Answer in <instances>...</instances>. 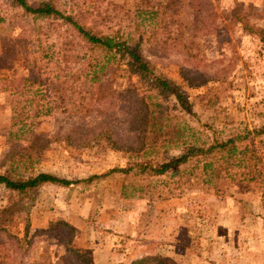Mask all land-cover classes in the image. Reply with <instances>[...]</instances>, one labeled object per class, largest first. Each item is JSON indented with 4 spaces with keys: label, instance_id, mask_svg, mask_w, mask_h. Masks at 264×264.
I'll use <instances>...</instances> for the list:
<instances>
[{
    "label": "rangeland",
    "instance_id": "374dc122",
    "mask_svg": "<svg viewBox=\"0 0 264 264\" xmlns=\"http://www.w3.org/2000/svg\"><path fill=\"white\" fill-rule=\"evenodd\" d=\"M56 1L89 22L97 20L104 30L142 37L145 54L181 85L195 113L181 111L174 97L162 92L158 97L164 107L156 113L160 122L193 127L192 140L199 143L264 125V42L256 33L264 28V0ZM15 10L0 0V16L9 18ZM65 28L37 21L24 34L19 24H0V172L18 179L39 172L84 179L129 161L127 153L106 150L100 143L72 147L60 140L33 150L32 168L5 161L12 147L30 145L32 132L76 128L80 135L107 117L119 133H127L124 98L109 114L94 99L104 87L125 92L141 86L138 77L129 74L119 56L103 70L97 68V61H104L98 49L81 48L78 61L64 57L59 33ZM95 69L100 80H93ZM184 72L211 78L190 84ZM25 73L34 84L24 94L6 89L7 77L16 80ZM66 73L69 89L63 96ZM14 105L24 117L25 111L43 107L42 120L33 129L13 125ZM19 128L22 139L11 141L10 132ZM238 145L263 158L256 180H234L221 172L210 181L207 173L198 174L203 163L194 159L160 176L134 170L129 176L116 173L67 187L45 183L33 198H21L0 184V264H77L76 255L66 250L69 238L92 264H131L148 254L174 256L178 264H264V135ZM254 163L249 161L250 169ZM59 220L74 227L72 234L56 227Z\"/></svg>",
    "mask_w": 264,
    "mask_h": 264
},
{
    "label": "trees",
    "instance_id": "16d2710c",
    "mask_svg": "<svg viewBox=\"0 0 264 264\" xmlns=\"http://www.w3.org/2000/svg\"><path fill=\"white\" fill-rule=\"evenodd\" d=\"M8 1L16 10L9 18L0 16V24L8 23L9 26L19 24L22 26L24 34H27L28 27L33 29L37 21L49 20L51 23L65 26V32L59 33L62 34L59 36L62 40L61 51L64 57H73L78 61L81 48H87L90 51L98 49L103 52L104 61H97L96 66L103 70L106 65L119 56L125 60L129 74L137 76V83L141 85H134L125 92H118L112 86L109 88L104 87L102 91L99 89L96 92L97 96L95 95V106L103 113L106 112V114H109L108 112L116 107L115 104L120 97L124 98L127 113V133H119L105 117L103 121L98 123L97 127L81 132L80 135L76 134V128L68 131L59 130L50 134L32 132L30 145L24 146L22 149L12 147L5 157V161H10L12 165L28 163V168H32L34 164L32 151L36 148H44L54 140L64 141L72 147L88 146L96 142L102 144L106 150L127 153L129 161L126 166H112L101 174L74 180L62 178L50 172L28 174L25 179L13 177L7 171L0 172V184L8 190L21 198H33L34 192L45 183L67 187L81 182L90 183L96 178L101 179L116 173L129 176L134 170V173L139 175L160 176L166 174L170 169L194 159L203 163L202 171H199L198 174L207 173L210 181H213L214 178H220L222 176L221 172H225L226 176L234 180L257 179L258 170L263 169V158L259 156V153H254L249 147L240 149L238 142L264 135V125L254 126L253 128L245 127L227 138H214L211 141L199 143L192 140V136L196 131L193 127L180 122L164 123L157 119L156 113L164 107V102L158 97L162 92L172 95L181 111L194 116L195 113L181 85L166 76L157 68L155 62L145 54L142 37L132 39L130 34L126 35L118 30H104L97 20L94 19L93 22H89V17L60 7L56 0H36L35 3L29 0ZM244 23L249 32H255L251 26H248L246 22ZM66 32H68V35H65ZM256 33L264 42V28L258 27ZM32 71H34V68ZM57 76L60 78V75ZM182 76L190 84H193L195 80L202 83L211 78H202L201 75H198L199 77L191 76L185 72ZM92 77L93 80H100L97 69L93 71ZM29 80V74L26 73L16 80L7 77L6 89L12 94L22 95L26 92L28 84H34V81ZM69 80L70 74L66 73L62 83L61 79L59 81V84L61 83L60 87L66 84L63 96L69 89ZM41 84L43 83L39 82V85ZM25 102L32 103L33 101L28 100ZM39 108L31 113L25 111L24 117L14 105L13 125L20 123L23 126L29 125L30 129H33L43 117L41 109L43 107ZM49 111L50 109L47 112ZM97 128L100 129L99 132ZM10 135L12 136L11 141L20 140L24 135V131L19 128L12 130ZM173 150H177V153L168 155V152ZM249 154L251 156L248 157ZM17 156H19V159L16 158ZM249 161L255 162L252 169H250ZM123 190L125 193V186ZM56 227H62L66 234H72L74 231V227L63 220H59ZM0 231L4 230L0 228ZM7 236L18 243L22 241L20 237L14 234L8 233ZM66 250L71 255H76L77 264H92L91 257L77 250L70 238L66 241ZM5 264L19 263L6 262ZM131 264L178 263L174 256L148 254L133 260Z\"/></svg>",
    "mask_w": 264,
    "mask_h": 264
}]
</instances>
